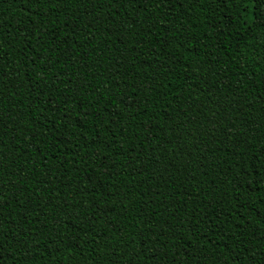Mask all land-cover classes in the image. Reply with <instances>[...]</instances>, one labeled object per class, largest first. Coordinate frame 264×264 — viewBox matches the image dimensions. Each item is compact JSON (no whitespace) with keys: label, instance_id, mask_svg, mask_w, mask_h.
I'll return each instance as SVG.
<instances>
[{"label":"trees","instance_id":"trees-1","mask_svg":"<svg viewBox=\"0 0 264 264\" xmlns=\"http://www.w3.org/2000/svg\"><path fill=\"white\" fill-rule=\"evenodd\" d=\"M0 264H264V0H0Z\"/></svg>","mask_w":264,"mask_h":264}]
</instances>
